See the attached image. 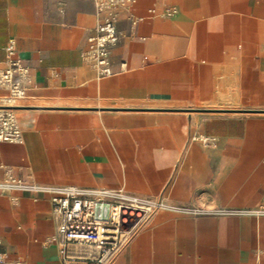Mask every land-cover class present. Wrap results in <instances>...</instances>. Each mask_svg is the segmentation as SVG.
Masks as SVG:
<instances>
[{
	"label": "crops",
	"instance_id": "0c3cea01",
	"mask_svg": "<svg viewBox=\"0 0 264 264\" xmlns=\"http://www.w3.org/2000/svg\"><path fill=\"white\" fill-rule=\"evenodd\" d=\"M130 14L100 79L81 59L91 0H0V69L13 40L31 80L0 178L157 204L110 264H264V217L184 212L264 202V0H135ZM50 197H0L6 260L61 264Z\"/></svg>",
	"mask_w": 264,
	"mask_h": 264
},
{
	"label": "built area",
	"instance_id": "2783aa9c",
	"mask_svg": "<svg viewBox=\"0 0 264 264\" xmlns=\"http://www.w3.org/2000/svg\"><path fill=\"white\" fill-rule=\"evenodd\" d=\"M100 20L86 39V49L81 59L94 68L97 78L113 75L111 52L117 45L120 34L117 25L122 13L135 27L138 19L130 14L135 0H91ZM175 14L166 9L164 17ZM5 66L0 69V142L20 143L21 132L15 111L18 103L25 99L31 85L29 69L14 57L13 40L4 47ZM205 145L209 143L204 142ZM11 190L49 194L55 222L52 243L56 246L61 264H110L126 243L128 237L147 218L157 204L142 202L123 190L81 189L74 186L41 187L31 180L15 177L6 171L0 178V197ZM186 214L212 217H264V202L251 209L216 210L187 209ZM0 264H22L18 260L8 261L0 254Z\"/></svg>",
	"mask_w": 264,
	"mask_h": 264
}]
</instances>
